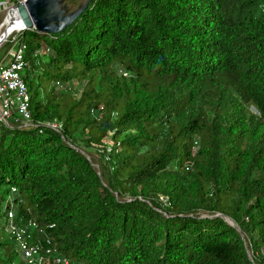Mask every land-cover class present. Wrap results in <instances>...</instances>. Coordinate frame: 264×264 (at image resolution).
<instances>
[{"label":"trees","instance_id":"trees-1","mask_svg":"<svg viewBox=\"0 0 264 264\" xmlns=\"http://www.w3.org/2000/svg\"><path fill=\"white\" fill-rule=\"evenodd\" d=\"M15 38L30 122L0 123L14 223L70 264H264V0H88ZM70 79L78 97L54 87ZM79 143L100 144L97 168Z\"/></svg>","mask_w":264,"mask_h":264},{"label":"built area","instance_id":"built-area-1","mask_svg":"<svg viewBox=\"0 0 264 264\" xmlns=\"http://www.w3.org/2000/svg\"><path fill=\"white\" fill-rule=\"evenodd\" d=\"M22 0H0V13ZM25 43L17 42L8 52L7 60L0 62V123L6 124L9 118L20 120L23 125L29 124L28 92L22 72L27 66L24 58ZM46 50V48H44ZM39 51V50H38ZM46 126L59 131L60 122L56 118L42 122ZM14 187L1 198L0 202V237L13 242L21 264H70L69 258L58 252L48 243L47 236L34 238L33 233H43L37 223L28 218L26 222H13L14 212L9 207ZM5 232V236L1 233Z\"/></svg>","mask_w":264,"mask_h":264},{"label":"water","instance_id":"water-1","mask_svg":"<svg viewBox=\"0 0 264 264\" xmlns=\"http://www.w3.org/2000/svg\"><path fill=\"white\" fill-rule=\"evenodd\" d=\"M88 0H83L74 9L67 11L64 0H22L7 9V24L0 32V43L12 30L33 28L41 34L55 33L69 24L85 7ZM15 10L19 20L14 22L12 11ZM231 222V220L229 219Z\"/></svg>","mask_w":264,"mask_h":264},{"label":"rangeland","instance_id":"rangeland-1","mask_svg":"<svg viewBox=\"0 0 264 264\" xmlns=\"http://www.w3.org/2000/svg\"><path fill=\"white\" fill-rule=\"evenodd\" d=\"M82 1L83 0H73V1L64 0L67 7V11L74 9L79 3H82ZM260 8H262V5H260ZM5 18H6V11L0 13V30L2 29V25H3L2 22H4ZM15 31H16L15 29L12 30L8 34L9 36L7 35L6 38L0 43V62H4L5 60H7L9 50L17 43L15 38ZM42 51H45L43 45H41L39 49V52ZM120 69L121 68H118V72L121 71ZM83 84H84V79L82 80L70 79L66 83H54V87L55 89L66 88L67 90L71 91L74 97H78L83 87ZM49 85H50V81L48 80L43 81V88H47L49 87ZM11 119L14 118L11 117ZM8 122H10V119H8ZM18 122L21 123L20 120H18ZM102 140H103L102 143L107 147L111 144V139L109 134L106 137H104ZM78 145L82 151H85L88 154V156L92 160L93 166L97 168V163L100 161V157L98 154V149H100V144L96 146L94 145L88 146L79 143ZM1 235L5 236V232H2Z\"/></svg>","mask_w":264,"mask_h":264},{"label":"bare ground","instance_id":"bare-ground-1","mask_svg":"<svg viewBox=\"0 0 264 264\" xmlns=\"http://www.w3.org/2000/svg\"><path fill=\"white\" fill-rule=\"evenodd\" d=\"M12 14H13V17H14V22L12 23L11 26H18L19 25V20H18V17L16 16L15 10L12 11ZM7 19H8V16H6L4 22H2V24H3L2 28L7 24ZM1 30H0V32H1Z\"/></svg>","mask_w":264,"mask_h":264}]
</instances>
